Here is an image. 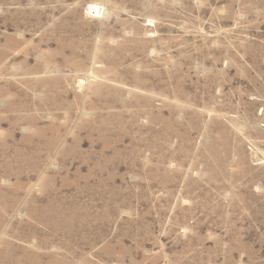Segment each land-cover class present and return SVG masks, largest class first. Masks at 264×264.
<instances>
[{"label": "rangeland", "instance_id": "374dc122", "mask_svg": "<svg viewBox=\"0 0 264 264\" xmlns=\"http://www.w3.org/2000/svg\"><path fill=\"white\" fill-rule=\"evenodd\" d=\"M0 264H264V0H0Z\"/></svg>", "mask_w": 264, "mask_h": 264}]
</instances>
